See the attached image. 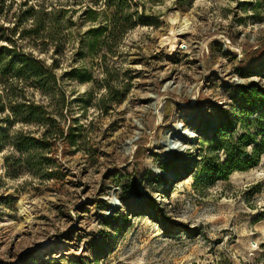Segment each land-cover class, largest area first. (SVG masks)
I'll list each match as a JSON object with an SVG mask.
<instances>
[{
	"label": "rangeland",
	"instance_id": "obj_1",
	"mask_svg": "<svg viewBox=\"0 0 264 264\" xmlns=\"http://www.w3.org/2000/svg\"><path fill=\"white\" fill-rule=\"evenodd\" d=\"M1 3L0 48L53 65L57 86L29 88L25 102L44 106L64 137L15 123L0 89V264H264V153L258 166L211 182L201 152L226 119L239 121L222 137L264 141V119L243 111L241 95L257 91L264 109V0ZM30 9L43 20L42 39L27 35ZM115 11L127 30L111 42ZM182 19L188 42L170 51L165 41ZM167 80L183 90H160ZM62 91L60 110L54 92ZM185 109L209 116L189 122ZM175 116L196 136L167 155L159 145ZM31 139L46 147L29 150ZM114 195L119 207L109 213ZM61 243L69 253L55 257Z\"/></svg>",
	"mask_w": 264,
	"mask_h": 264
},
{
	"label": "trees",
	"instance_id": "obj_2",
	"mask_svg": "<svg viewBox=\"0 0 264 264\" xmlns=\"http://www.w3.org/2000/svg\"><path fill=\"white\" fill-rule=\"evenodd\" d=\"M0 5H3V3ZM2 13L3 10L0 9V19ZM27 13H29L27 18L35 17L34 9H30ZM47 16L48 14H45L44 19ZM118 19V12L115 11L108 37L110 41L113 39L112 37H115L119 29L123 31L122 33L127 30L125 27L119 26ZM33 27L35 29L28 31L27 35L38 36V38L42 39L43 37L39 35L45 28L42 18L41 20H34ZM0 28V34L5 33L6 29L3 26H0ZM11 53L13 56L10 55ZM52 67L53 65L49 67L34 56L25 54L17 56L15 50L13 51L7 47L0 48V89L2 93L8 91L6 95L11 101L10 106L15 115L14 122L38 124L46 129L44 131V137L62 139L64 137V129L60 128V126H56L57 121L55 117H50L44 106L37 105L35 102L27 105L25 102L27 100V89L36 88L40 90H52L57 86V75L52 71ZM77 78L79 80H84L82 77ZM107 89L112 96L114 94H120V89L113 87V85H108ZM241 90V95L244 94L242 97L243 111L246 114H251V116L258 114L261 119H264V109L258 110L260 104H257L253 96L255 94L254 92L257 91L250 90L246 87L241 88ZM23 93L24 95H22ZM54 93L58 96L59 109L63 110L68 104L67 93L64 91ZM56 96L52 100L56 101ZM19 98L24 102L19 103V101L14 100H19ZM120 98L121 97H119V99ZM13 102H15V104H13ZM2 111H4V106L2 107ZM58 114L59 117H62L60 113ZM7 118H9V116ZM237 121H239V119H237ZM237 121L232 122L230 119H226L220 122L214 129L213 135L208 138V147H203L201 149V152L206 153L205 156L202 155L206 160L202 167V173L208 174L211 182L218 180L226 181L233 173L246 172L258 166L260 163L261 155L264 153V141H259L258 134L252 135L250 132H246L238 136V138L233 136L222 137L223 134H227L235 128ZM30 142L31 143L27 145L29 150H38L46 147V145L40 144L34 139H31ZM205 148L206 150L203 151ZM138 150L140 151V148H138ZM198 185L199 178L197 177L194 184L196 189ZM156 208L158 209V207ZM214 264L227 263L218 262Z\"/></svg>",
	"mask_w": 264,
	"mask_h": 264
},
{
	"label": "bare ground",
	"instance_id": "obj_3",
	"mask_svg": "<svg viewBox=\"0 0 264 264\" xmlns=\"http://www.w3.org/2000/svg\"><path fill=\"white\" fill-rule=\"evenodd\" d=\"M186 27H187V20L186 19H182L178 23L176 28H172V30H171V32L169 34V37L167 38V41H165V45L168 48H170V51H174L175 49H177L178 48L177 45H181L182 43H187L188 42V39H189L188 33L184 32L185 30L181 31V29H186ZM178 28H181V29L179 30ZM163 90L164 91L171 90V91H174L176 93H179L180 91L183 90V86L180 83H176V82H172L170 80H167L163 84ZM154 97H156L155 94H150L149 95V98H151V99L154 98ZM155 103H156V98H155V101L152 100V102L150 104V107L153 108ZM199 111H201V112L193 111V113L190 114L191 118H192L191 122H194L198 118V113H201V115L203 117H206V116L208 117L209 116V113H207L206 111H203L201 109H199ZM187 115H189V111H188V109H185L184 112H183V116H187ZM181 125H183V123H181L179 121L178 116H175L173 118L170 126H169V129L165 130L163 138L161 140V145H160V148H161V150H162V152L164 154H167V155L176 154V153L173 152L174 149L182 150V149L185 148L184 143L182 144V140L181 139H177V140L174 141L173 145H169L170 138H171L172 134L174 132H179ZM139 127H140L139 130L143 129V126H141L140 123H139ZM189 131H190L189 128H185L184 133L188 134ZM130 149H127L125 151L129 152ZM150 169L156 175V173H157L156 166L151 165ZM109 200H110L111 207H115V208L119 207V201L115 198V195L110 197ZM127 210H128V208H124V211H127ZM25 214H26V210H23V214L22 215H25ZM15 226H17V225H15ZM19 226L21 227V225H19ZM20 227H18V228L20 229ZM22 227H23V225H22ZM59 249L60 250L56 253L55 257H62V256L68 255L69 249H68L66 244L61 243Z\"/></svg>",
	"mask_w": 264,
	"mask_h": 264
},
{
	"label": "water",
	"instance_id": "obj_4",
	"mask_svg": "<svg viewBox=\"0 0 264 264\" xmlns=\"http://www.w3.org/2000/svg\"><path fill=\"white\" fill-rule=\"evenodd\" d=\"M160 90H163V83H162V86L160 87ZM156 97H157V95H156ZM156 97H154V98H152V99H150V101L151 100H153V101H155V98ZM179 107H181V106H179ZM154 109L158 112V109H157V106H156V104L154 105ZM197 110V112H201V111H199V109H196ZM188 111H189V115H187V116H183L187 121H191V115L190 114H192L193 113V109H188ZM203 116L201 115V113H198V118L195 120V122L196 121H198L200 118H202ZM184 130H185V126L184 125H181V127H180V130H179V132H174L173 134H172V136H171V138H170V142H169V145H173V143H174V141L175 140H177V139H181L182 140V144L184 143H191L192 141H193V139L195 138V136H196V133L193 131V129H190V131H189V133L188 134H185L184 133ZM138 136H139V134H137V133H134V135L129 139V140H127L125 143H124V147H125V150H127V149H130L132 146H133V144H134V142H136V140L138 139ZM160 145H161V141H160ZM160 145H159V149H160ZM187 148L185 147L184 149H182V150H177V149H174L173 150V152L174 153H178V154H181V153H183L185 150H186ZM157 175H159V176H168L167 174H164V173H162V172H160V171H157V173H156ZM117 208H115V207H109V213H112L113 211H115Z\"/></svg>",
	"mask_w": 264,
	"mask_h": 264
}]
</instances>
